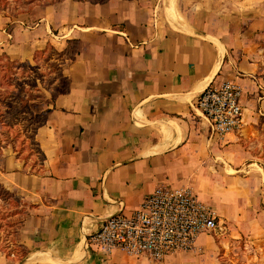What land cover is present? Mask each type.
<instances>
[{"label":"crops","instance_id":"crops-1","mask_svg":"<svg viewBox=\"0 0 264 264\" xmlns=\"http://www.w3.org/2000/svg\"><path fill=\"white\" fill-rule=\"evenodd\" d=\"M29 14L37 26L0 20L10 58L32 59L56 31L78 48L35 131L42 166L12 160L0 179L30 202L16 235L26 254L0 251V264H210L209 232L160 262L89 244L160 184L191 188L227 231L264 238V177L247 149L264 129V0H60ZM227 79L241 86L242 122L217 135L195 104Z\"/></svg>","mask_w":264,"mask_h":264},{"label":"rangeland","instance_id":"rangeland-1","mask_svg":"<svg viewBox=\"0 0 264 264\" xmlns=\"http://www.w3.org/2000/svg\"><path fill=\"white\" fill-rule=\"evenodd\" d=\"M4 1L5 4H3ZM26 1L29 0H0V20L7 19L5 23L7 31H10L8 26L11 21L20 22L22 26L29 28L37 26L39 21L29 14L31 9L35 5L45 6L46 1L50 4L57 2L39 0L26 10L29 5ZM21 9L24 11H20ZM7 37L10 38L11 35L8 34ZM66 39L68 38L60 36L58 31L54 34L50 33L43 47L37 50L39 52L36 54V59L23 60L27 63H23L21 68L16 67L15 72L3 71L6 64L3 56L6 53L0 47L1 92L5 95L10 89L22 88L24 90L17 99L6 96L3 97V100L0 99V109L9 113L13 109L10 105L17 104L21 107L29 95H35V98L27 102L28 112L19 111L13 117L6 114L5 119L0 118V179H2V175L5 177L9 172L16 171L9 168L14 167V165H9L12 160L18 162L19 167H23L29 173L38 172L42 166L43 161L35 141V131L42 121L46 104L61 89L67 87L62 66L63 63L71 59L69 55L56 56V52L51 49V46L62 49ZM10 59L23 62L15 58ZM21 98L22 102L19 104L13 103ZM5 103L10 107H6ZM247 145L250 159L261 168L264 177V129L259 130L258 135L248 141ZM29 203L27 199L23 200L17 196L16 192H12V195L5 199H0V251L5 254L14 253L16 258L21 257L25 252L16 243V235L26 216L25 213L28 212ZM207 239L214 245L212 256L214 260L210 264H264V238L255 239L244 234L239 235L231 227L227 231V223H218L216 230L208 233Z\"/></svg>","mask_w":264,"mask_h":264},{"label":"built area","instance_id":"built-area-1","mask_svg":"<svg viewBox=\"0 0 264 264\" xmlns=\"http://www.w3.org/2000/svg\"><path fill=\"white\" fill-rule=\"evenodd\" d=\"M242 89L234 79L207 85L195 109L208 121L211 133L223 135L240 129ZM218 227L216 210L189 187L157 185L130 215L105 219L88 238L103 254L119 250L160 262L167 254L192 251L199 234Z\"/></svg>","mask_w":264,"mask_h":264},{"label":"trees","instance_id":"trees-1","mask_svg":"<svg viewBox=\"0 0 264 264\" xmlns=\"http://www.w3.org/2000/svg\"><path fill=\"white\" fill-rule=\"evenodd\" d=\"M39 0H29V1H26V2H28L29 3V5H28V7L26 8V10H28V9H30V7L32 6V5H34V4H36L35 2H38ZM52 1H58V0H52ZM89 1H91L92 3H103V2H105L106 0H89ZM3 4H5V1H4V3ZM45 4H49V2L48 1H46V3ZM20 11H24L23 9H21ZM66 43H65V45H63V47H62V49H56V48H54V47H52L51 46V49L53 50V51H55L56 52V56H66V55H69V58H74L75 56H76V53H77V48H78V40L77 39H66V41H65ZM73 51V52H72ZM37 52H39V51H36L34 54H33V58H32V60H35L36 59V54H37ZM4 58H5V60H6V64H5V68L3 69V71L5 72L6 70H9V71H12V72H15V69H16V67H18V68H21L22 66H23V63H27V61H23V62H19V61H17V60H13V59H10V57H8V55H4L3 56ZM0 60H2L1 58H0ZM66 88V87H65ZM65 88H63V89H61V91L59 92V93H61V92H63L64 90H65ZM23 89L22 88H20V89H18V90H16V89H10V91H8V92H6L5 93V95H3V92H1V90H0V99L1 100H3V97L4 96H6V97H11V99H17V98H19V96L21 95V94H23ZM28 91V90H27ZM29 92V91H28ZM31 92V91H30ZM33 98H35V95H29V97L27 98V100H24V103H23V107L21 106L20 107V105H17V104H12V105H10L11 107H13V109H12V111L11 112H9V113H7L6 111H2L1 109H0V118H3V119H5V115L6 114H10V116H14V115H16L19 111H21V112H28L29 111V108L27 107L28 106V104H27V102H28V100H30V99H33ZM20 102H22V98L20 99V100H18V101H13V103H20ZM5 106L6 107H10V106H8V105H6V103H5ZM27 107V108H26ZM11 117V118H12ZM40 154H41V159H42V161H43V159H44V156H43V154H42V152L40 151ZM12 195V192H10L9 190H7L4 186H3V184H1L0 183V199H5L7 196H11ZM25 214H27V212L25 213ZM8 254V253H7ZM25 254H26V252H24V255H22V257L23 256H25Z\"/></svg>","mask_w":264,"mask_h":264}]
</instances>
